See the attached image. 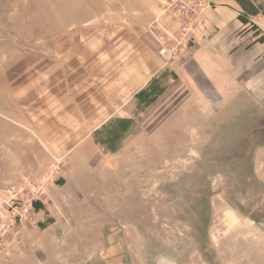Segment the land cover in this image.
I'll return each mask as SVG.
<instances>
[{
  "label": "rangeland",
  "instance_id": "1",
  "mask_svg": "<svg viewBox=\"0 0 264 264\" xmlns=\"http://www.w3.org/2000/svg\"><path fill=\"white\" fill-rule=\"evenodd\" d=\"M171 1L0 0V264H264V131L252 106L204 115L185 83L150 106L152 82L134 108L145 114L135 148L120 152L124 124L88 138L123 115L124 69L152 74L156 55L157 76H169L155 81L174 86L171 63L215 9L230 6L264 43V0H211L194 42L166 63L157 39L177 29ZM144 36L147 51L128 49Z\"/></svg>",
  "mask_w": 264,
  "mask_h": 264
},
{
  "label": "crops",
  "instance_id": "2",
  "mask_svg": "<svg viewBox=\"0 0 264 264\" xmlns=\"http://www.w3.org/2000/svg\"><path fill=\"white\" fill-rule=\"evenodd\" d=\"M230 8V6L220 7L208 13L206 15L205 28L197 37L196 44L190 46L178 59L171 63L170 76L174 75L173 87L165 88L164 85L159 84L158 79L162 80V77L169 76V74L163 73L160 77L157 76L163 64L161 65L156 55L153 57V66L151 63L146 66L156 68L152 74L147 70L144 71L142 69L144 65H141V63H139L138 68L142 70L136 74H131L130 71L128 76L127 69H124L123 76L128 78L125 84L129 85L126 91L130 95L125 97L128 101L124 105L123 115H117L119 112L117 110L99 126L95 127L88 138L94 134H101L100 132L104 128L105 131L113 130L114 126L124 124L122 126L124 129L122 128L123 136L121 137H123V140L120 152L126 154L127 150L135 148L136 143L145 138L143 130L140 129L142 125L139 118L145 114L141 112L142 110H140L141 114H136V109L137 106H142L144 97L150 92L147 91L148 86L152 82H155L154 88L160 85L159 88L161 90L152 92L151 95L152 98L154 97V102L150 106L154 103L157 106L160 101L163 102L162 100H165L168 96L174 98L183 88L180 85L185 83L187 84L186 88L192 92L193 96L189 97L187 96L188 93H185L184 97L195 98L198 110H202L204 115L210 116L213 114L214 116L215 114L236 117L244 114V108L252 106L247 111L250 116H248L250 123L254 126V130L257 133H260L259 131L263 132L264 113L260 114L252 109L254 105L259 107L260 101L264 102V74L259 77L258 69L259 57L264 62V56H262L264 43L258 42V37L254 39L248 38V36L251 37L253 35V31L250 33L246 31L245 33H248L247 36L244 34L243 29H250L239 23L234 10ZM144 39L145 36L133 40V44L129 42L128 49H136L140 55L143 54L144 51L148 50L146 45L143 44L142 40ZM124 46L127 47L126 45ZM155 77L158 78L156 81ZM259 83L263 84L262 88L259 87ZM136 100H138L136 106L125 107L131 101L133 102L131 105L134 104ZM175 108L178 109V107ZM192 108L196 109L195 106ZM175 114L181 116L183 112L179 113L176 111L174 112ZM125 125H129L130 128L134 127V134H130V131H125ZM114 131L116 132V127ZM88 138H84L75 146L74 149L77 150L76 156L80 153L79 147L81 149L84 148V144L88 147L86 143ZM261 148L264 149V146H261ZM120 152L117 150L114 152L116 156L112 155V157L116 158L117 155L121 154Z\"/></svg>",
  "mask_w": 264,
  "mask_h": 264
},
{
  "label": "built area",
  "instance_id": "3",
  "mask_svg": "<svg viewBox=\"0 0 264 264\" xmlns=\"http://www.w3.org/2000/svg\"><path fill=\"white\" fill-rule=\"evenodd\" d=\"M211 0H172L170 11L176 22V31L165 33L158 41V54L168 63L186 46L193 43L210 9ZM175 16V17H174ZM178 53V54H177Z\"/></svg>",
  "mask_w": 264,
  "mask_h": 264
}]
</instances>
